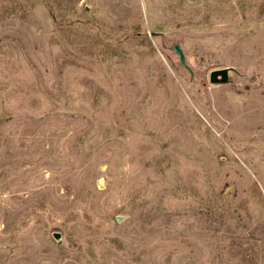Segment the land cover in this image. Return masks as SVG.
<instances>
[{"label": "rangeland", "instance_id": "rangeland-1", "mask_svg": "<svg viewBox=\"0 0 264 264\" xmlns=\"http://www.w3.org/2000/svg\"><path fill=\"white\" fill-rule=\"evenodd\" d=\"M0 264H264V0H0Z\"/></svg>", "mask_w": 264, "mask_h": 264}, {"label": "water", "instance_id": "water-1", "mask_svg": "<svg viewBox=\"0 0 264 264\" xmlns=\"http://www.w3.org/2000/svg\"><path fill=\"white\" fill-rule=\"evenodd\" d=\"M174 52H176L178 54L181 64L187 70H189L190 73L192 74V70L186 61L185 54L179 45L174 46ZM234 74H240L239 70L237 68H234V67H225V68H221V69H214L209 74V82H210V84H213V85H226V84L231 83L232 76ZM59 235H60L59 233H54L55 239H59L60 238Z\"/></svg>", "mask_w": 264, "mask_h": 264}]
</instances>
